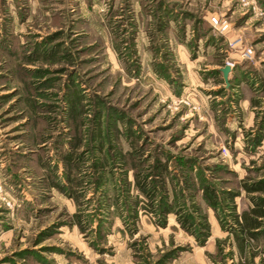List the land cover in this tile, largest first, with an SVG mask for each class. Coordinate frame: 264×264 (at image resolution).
Instances as JSON below:
<instances>
[{"label":"rangeland","instance_id":"rangeland-1","mask_svg":"<svg viewBox=\"0 0 264 264\" xmlns=\"http://www.w3.org/2000/svg\"><path fill=\"white\" fill-rule=\"evenodd\" d=\"M263 180L264 0H0V264H264Z\"/></svg>","mask_w":264,"mask_h":264},{"label":"trees","instance_id":"trees-1","mask_svg":"<svg viewBox=\"0 0 264 264\" xmlns=\"http://www.w3.org/2000/svg\"><path fill=\"white\" fill-rule=\"evenodd\" d=\"M257 104V103H255ZM263 139V135L260 133L256 139L254 140V145H260L261 141ZM163 170H167V168H162ZM103 176L99 178V183H103ZM245 190L249 194H254V193H262L264 194V180L261 182H258L256 185H251L248 183L244 184ZM54 187H56L58 190H61V187L58 186V184H55ZM138 187L141 190V192L151 201V207H154L155 204V199H156V191L147 184V182H144L143 180L138 179ZM205 189V198L208 201V203L213 207L217 208V201H218V196L216 192L212 189L210 186H203ZM71 199H74L77 201V198L73 195L70 194ZM226 199L234 203L235 200V195L234 194H228L226 196ZM252 203H253V208L250 210V212H246L242 215V217L236 216L235 222L240 225L241 229L243 232L249 236V237H255V230L260 229L261 223L264 220V199L260 197H253ZM163 211L167 214L168 212L171 211V208L169 206H163ZM183 224L186 228L190 227V222L188 220L183 221Z\"/></svg>","mask_w":264,"mask_h":264},{"label":"built area","instance_id":"built-area-1","mask_svg":"<svg viewBox=\"0 0 264 264\" xmlns=\"http://www.w3.org/2000/svg\"><path fill=\"white\" fill-rule=\"evenodd\" d=\"M212 22H213V25L216 26V27H217V26H221V23H220V21H219L217 18H213V19H212ZM226 27H227V25H224L223 28H222V30H225ZM239 43H241V40H236V41L232 42V43L230 44V46H231V47H236ZM246 56H247V57H250V56H251V52L249 51L248 54H246ZM231 67H232V66H231Z\"/></svg>","mask_w":264,"mask_h":264},{"label":"water","instance_id":"water-1","mask_svg":"<svg viewBox=\"0 0 264 264\" xmlns=\"http://www.w3.org/2000/svg\"><path fill=\"white\" fill-rule=\"evenodd\" d=\"M230 72H231V68L229 66H225L222 69V73H223V77H224L225 81H228V77H229Z\"/></svg>","mask_w":264,"mask_h":264}]
</instances>
